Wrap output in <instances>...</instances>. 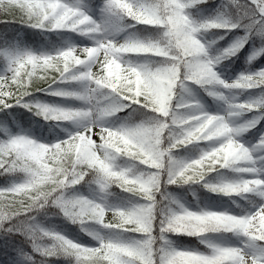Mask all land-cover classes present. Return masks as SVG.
Segmentation results:
<instances>
[{"label":"snow or ice","instance_id":"1","mask_svg":"<svg viewBox=\"0 0 264 264\" xmlns=\"http://www.w3.org/2000/svg\"><path fill=\"white\" fill-rule=\"evenodd\" d=\"M0 24V244L54 207L90 241L42 231L49 260L264 264V67L218 71L264 57V0H0ZM86 182L100 198L67 195ZM193 185L230 204L168 193ZM112 188L134 203L109 206Z\"/></svg>","mask_w":264,"mask_h":264},{"label":"trees","instance_id":"2","mask_svg":"<svg viewBox=\"0 0 264 264\" xmlns=\"http://www.w3.org/2000/svg\"><path fill=\"white\" fill-rule=\"evenodd\" d=\"M217 3H219V0H217ZM4 28L5 26L0 24V33L4 32ZM11 34V30H9V35L11 36ZM239 34L243 35L242 32ZM231 38L232 37L230 36L229 40ZM28 40L30 41L31 37H29ZM227 43L228 41H221L220 45L226 46ZM247 48L248 47H246L238 57L233 58V60L224 62V64L228 65V68L226 70L224 69V64L220 65L223 67L227 74H233L235 76V79L241 73L254 71L257 67H261V65L264 64V57L256 61L254 65L250 66L249 64H247L246 59L244 58V53L246 52ZM37 96L42 98L41 94H37ZM2 115L3 114L0 113V116ZM33 120H35L34 117ZM262 124H264V121H262ZM29 126L37 127L38 125L33 123ZM254 130L255 129H253V132ZM248 135L250 136L252 135V133H249ZM197 155L198 152L193 149H183L181 150V152L177 153V156L179 158L184 159L193 158ZM228 174L231 175V173ZM14 179L16 178L10 177L6 180L4 177L0 176V187H7L10 183L13 182ZM208 179L210 181H215L217 179L216 174L209 176ZM195 186V189L199 192L200 198H203V202H206L208 200H220V198L222 197V195H215L210 192H207L206 189L200 187L199 185ZM182 189L183 188L172 187L169 188L168 191L177 192L182 191ZM96 192L98 191L95 186L92 183L86 182L85 184L80 185L78 188L70 190L67 195L69 197L83 195L94 199L93 194H96ZM107 196L111 203H113L114 205L130 206L134 203V198L125 199L127 194L121 193L118 188H112ZM226 200L227 203L230 204V200ZM239 202L243 203V201ZM106 219H110V216L106 217ZM13 224L17 233V243L15 245L0 244V264H4L5 249L7 250V252L11 253V255L7 256L8 264H70V262L67 260H49L45 256L39 254L41 249H47L50 245H53L55 243L54 241L43 237L42 231L62 233L69 239H75L78 242L90 241V237L86 235L84 231L81 230L80 225L69 222L63 217L62 214L59 213V210L54 207L48 208L40 213H32L29 217H21L19 219V222L14 221ZM85 227L89 231L102 232V229H100L98 225L91 224L86 225ZM29 237H31V239H29ZM171 239L178 245H187L190 243L197 244L194 238L172 237ZM92 243H94V241H92ZM198 247L202 250H205L203 246Z\"/></svg>","mask_w":264,"mask_h":264},{"label":"rangeland","instance_id":"3","mask_svg":"<svg viewBox=\"0 0 264 264\" xmlns=\"http://www.w3.org/2000/svg\"><path fill=\"white\" fill-rule=\"evenodd\" d=\"M218 71L220 72L222 78L232 80V78L229 77V75L226 76V75L223 73V68H222L221 66H219ZM246 97H247V96H243V97L241 96L240 99L243 100V99H245ZM243 119H244V120H247V119H249V116H245V117H243ZM29 128H30V127H29ZM30 129H32V128H30ZM252 143H255V141L253 140ZM191 195H192V197H196V196H197V193H196V192H193ZM170 197H171L172 199H174V200L179 201L180 203L185 204V206L190 207V208H192V209H195V208L197 207L196 205H194V204L189 200V198H188L187 196H184V193H183V194H182V193L171 194ZM97 198H100V194H97L96 199H97ZM106 202H107V199H106ZM207 204H210V205H212L213 207H218V208L227 207V204H225L224 202H216V201H212V202L207 203ZM203 206H204V205H203Z\"/></svg>","mask_w":264,"mask_h":264}]
</instances>
